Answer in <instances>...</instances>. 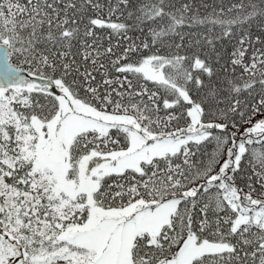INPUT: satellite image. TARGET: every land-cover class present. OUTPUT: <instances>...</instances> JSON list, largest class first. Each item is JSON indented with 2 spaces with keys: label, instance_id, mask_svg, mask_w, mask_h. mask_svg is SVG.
<instances>
[{
  "label": "snow or ice",
  "instance_id": "obj_1",
  "mask_svg": "<svg viewBox=\"0 0 264 264\" xmlns=\"http://www.w3.org/2000/svg\"><path fill=\"white\" fill-rule=\"evenodd\" d=\"M0 264H264V0H0Z\"/></svg>",
  "mask_w": 264,
  "mask_h": 264
},
{
  "label": "trees",
  "instance_id": "obj_2",
  "mask_svg": "<svg viewBox=\"0 0 264 264\" xmlns=\"http://www.w3.org/2000/svg\"><path fill=\"white\" fill-rule=\"evenodd\" d=\"M192 2L197 6L200 7V11L201 13H205L206 11H210L211 10V6L215 5L217 7L220 6L221 0H192ZM224 5L229 4L230 2H232V0H222ZM204 5H207L208 8L206 9L205 7H203ZM259 21H256L252 27H251V32L253 34V36L255 35H259L260 34V28H259ZM235 44V39H233L231 42L226 43L225 47L228 48L229 50L231 49L232 45ZM257 47H259V45H256ZM257 119H259V117H257ZM242 167H244V162L242 161ZM250 171V169L248 170ZM241 181H238V183H240Z\"/></svg>",
  "mask_w": 264,
  "mask_h": 264
}]
</instances>
